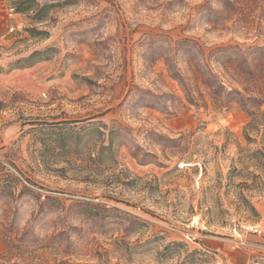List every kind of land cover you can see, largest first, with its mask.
<instances>
[{
    "label": "rangeland",
    "instance_id": "rangeland-1",
    "mask_svg": "<svg viewBox=\"0 0 264 264\" xmlns=\"http://www.w3.org/2000/svg\"><path fill=\"white\" fill-rule=\"evenodd\" d=\"M35 1L6 34L32 69L0 87V264H264V189L224 180L264 0Z\"/></svg>",
    "mask_w": 264,
    "mask_h": 264
},
{
    "label": "trees",
    "instance_id": "trees-1",
    "mask_svg": "<svg viewBox=\"0 0 264 264\" xmlns=\"http://www.w3.org/2000/svg\"><path fill=\"white\" fill-rule=\"evenodd\" d=\"M50 6L47 4L40 5L35 0H18L13 3L11 8L14 13L18 14L33 12V18L40 21L46 16ZM246 114L247 121L241 129L244 145L236 142L238 148L236 165L229 167L224 180L226 188H229L232 184L230 183L231 178L233 176L238 177L239 182L235 187L239 197L253 210V207L245 200L243 192L251 189H264V109L256 108L253 111H246ZM228 143H230L229 139H225L223 146L225 147ZM202 169L204 172V164ZM219 185L220 183L217 186Z\"/></svg>",
    "mask_w": 264,
    "mask_h": 264
},
{
    "label": "crops",
    "instance_id": "crops-1",
    "mask_svg": "<svg viewBox=\"0 0 264 264\" xmlns=\"http://www.w3.org/2000/svg\"><path fill=\"white\" fill-rule=\"evenodd\" d=\"M19 14L8 9L3 0H0V87L19 84L18 76L30 73L32 68H8L15 59V55L9 52L11 41L6 38L8 29L12 30V23L16 22ZM9 69V70H8Z\"/></svg>",
    "mask_w": 264,
    "mask_h": 264
},
{
    "label": "built area",
    "instance_id": "built-area-1",
    "mask_svg": "<svg viewBox=\"0 0 264 264\" xmlns=\"http://www.w3.org/2000/svg\"><path fill=\"white\" fill-rule=\"evenodd\" d=\"M244 229H246L247 231L249 232H252L254 234H260L261 233V230L255 226V225H252V226H243ZM262 250L264 251V245L262 246Z\"/></svg>",
    "mask_w": 264,
    "mask_h": 264
}]
</instances>
